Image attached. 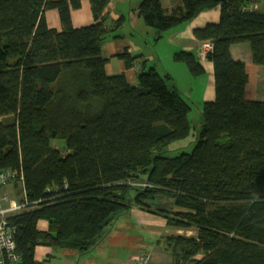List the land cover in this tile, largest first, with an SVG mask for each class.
Here are the masks:
<instances>
[{"label": "trees", "instance_id": "16d2710c", "mask_svg": "<svg viewBox=\"0 0 264 264\" xmlns=\"http://www.w3.org/2000/svg\"><path fill=\"white\" fill-rule=\"evenodd\" d=\"M89 1L94 21L74 27L72 11L82 0H0V171L23 174L22 188L20 178L9 185L14 198L27 200L8 217L20 259L2 264H46L35 258L40 244L89 252L133 207L195 231L159 239L173 264H264V99L256 98L264 11L249 6L258 0L140 4L138 14L158 37L220 7L218 22L194 29L213 43L205 59L214 65L216 92L203 103L199 126L177 83H168L171 75L141 69L131 84L125 73H107L110 0ZM52 9L61 30L48 24ZM241 42H249L252 63L233 58L231 46ZM117 56L128 68L138 57L127 50ZM197 56L179 51L175 58L201 75ZM194 127L193 149L182 145L168 156ZM159 196L180 210L162 207ZM41 219L48 231L38 228Z\"/></svg>", "mask_w": 264, "mask_h": 264}, {"label": "crops", "instance_id": "0c3cea01", "mask_svg": "<svg viewBox=\"0 0 264 264\" xmlns=\"http://www.w3.org/2000/svg\"><path fill=\"white\" fill-rule=\"evenodd\" d=\"M122 1L127 0H110V4H116ZM161 2L165 8L172 9L175 5L180 3V0H161ZM116 6V12L119 14L125 12L126 9L124 7L123 9L119 5ZM249 6L264 11V0L250 3ZM220 15L221 10L219 6L203 11L196 18L184 21L183 23L181 22L179 27L167 30L161 37H158L159 33L157 29L153 30L148 28V32L151 33L149 36H154V39L149 40L148 48L143 45V40L142 49L139 46L134 47L131 37L127 35L122 37L124 32H120V34L117 35L120 36L119 38L121 39L108 38L103 45V54L108 59V62L106 63L107 73L109 75L125 73L128 81L131 84H136L139 71L141 69H147L152 64V67H155L161 75L164 76L165 74H169L172 76V79H169L168 83L171 84L173 80L176 82L179 76L178 72L183 74L185 71L184 69L187 68L186 66V68L182 66V64L185 65L184 62L176 60V53L179 51H188L195 53L197 56L202 41L195 36L194 29L202 28L208 23L218 22L220 20ZM71 16L74 27H82L91 24L94 21V18L90 1L82 0V7L73 10ZM46 18L50 27L61 30L62 24L57 10L52 9L46 11ZM139 19L144 21L140 15ZM136 24L140 25L141 20H137L133 27H137ZM122 26L120 28H122ZM144 29L145 26L142 24V30L144 31ZM117 32H119V30ZM165 41H167L168 44H166ZM247 44L249 43L241 42L235 43L231 46V53L234 59L246 63L253 62L251 46L249 44V47ZM152 45L153 47H151ZM126 50L134 57L138 56L134 65L130 68L126 66L124 60L117 56V54ZM135 52L137 53L135 54ZM173 52L174 56L172 57L170 54H173ZM166 59H168L167 63L165 61ZM200 61L205 68L204 73L207 75L206 86L204 87L202 97L204 102L211 101L214 100L216 96L214 65L208 59H200ZM204 73L202 74L204 75ZM262 75H264V65L258 67L257 90ZM186 78L189 79V76ZM1 119L2 118L0 117V122L3 121ZM53 146L58 148L57 145L53 144ZM9 186H12L11 188L14 190L13 185ZM22 187L23 185L20 182L19 188ZM13 194H15V190ZM10 196L12 197L13 195ZM161 199L165 200L167 198ZM170 202H172V200ZM116 224L113 230H109L112 225L108 227V232H106L102 241L89 252L81 253L74 249L58 248L48 244H40L36 246L35 258L38 261L46 259V264H135V256L139 251L132 253L133 251H131L127 244L130 242L142 241V248L147 250L150 254V264H173L172 255L162 248L159 239L170 234L184 233L185 230L172 228L167 224V219L165 217L138 207H133L130 212L120 217V227L116 228ZM137 226L141 228L146 226L149 236L142 237V232L139 235L132 234ZM38 228L42 231H48L50 229L48 220H39Z\"/></svg>", "mask_w": 264, "mask_h": 264}, {"label": "rangeland", "instance_id": "374dc122", "mask_svg": "<svg viewBox=\"0 0 264 264\" xmlns=\"http://www.w3.org/2000/svg\"><path fill=\"white\" fill-rule=\"evenodd\" d=\"M142 1L143 0H127V1H122V2L116 3V4L115 3L109 4L108 9H107L109 12V15H110L109 25L113 30H115V31H111V35L109 36V39L119 38L120 36H117V35H119L120 32H124L122 37L125 35L131 37L133 40L132 44L134 45V47L139 46L142 49V40H143L144 41L143 45L147 46V48H148L149 40L154 39L153 35L149 36L151 33L148 32V28H151L153 30H156V28H153L152 26L149 27V25H147L142 19H139L138 10H139V6H140ZM116 5H119L122 8L124 7L126 9L125 12H121V14L116 12L115 11V9L117 7ZM120 16H124L125 20L121 23V25H117L116 23H117L118 19L120 18ZM137 20H141V24L140 25L136 24L137 27H133L135 25V23L137 22ZM142 24H143V26H145L144 31L142 30ZM180 25H181V23L178 24L177 26H175L174 28L179 27ZM121 26H122V28H120ZM118 30H119V32H117ZM119 39H121V38H119ZM165 42H166V44H168L167 41H165ZM247 43H249V42H247ZM247 46H249V44H247ZM151 47H153V45ZM136 53L137 52H135V54ZM171 55L173 57L174 52H173V54H170V56ZM165 61L167 63L168 59H166ZM182 66H184V68L187 67L186 64L185 65L182 64ZM151 67H152V64L147 68V70ZM187 68L184 69L185 71L183 72V74L181 72H178L179 76H178L176 82H177V86H178L180 92L182 93V95L184 96V98L186 100H188L192 105V111L190 113V119H191L192 126H195V125L199 126V125H201V122H202V119L200 116L201 110L203 108V102H204V99L202 96H203L204 87L206 86L207 75H206V73H204V75L201 74V75H195L194 76L190 71H187V70H189ZM184 75L189 76V79L186 78L187 76H184ZM260 80L261 81H260L259 88L257 90L256 98L263 100L264 99V75L261 76ZM4 119H5V117H2L1 120H4ZM196 137H197V128L194 127V128H192L191 135L186 140H178V141L173 142L171 144V146L169 147L168 151L166 152V154L168 156H174V155L179 154L182 151L181 147H179V146H182V145H184L183 146V147H185L184 149H186L187 151H191L195 145ZM53 144L57 145L59 149H64L65 141L63 139H54V140H52V145ZM11 187L12 186H7V187L3 188V190L8 195H13L12 197H15L13 194L14 190ZM20 193L22 194V191ZM159 197H160V199L164 198L163 196H159ZM161 201H163L160 204L162 207L164 206V207H166L172 211L180 210L179 208H174L172 203L170 202L171 200L168 198L165 200L161 199ZM119 219H117L112 224V226L109 228V230H113L115 228V224L117 221L118 222L116 224V228L120 227ZM141 232H142V237L143 236H145V237L149 236V233H148L146 226L143 228L137 226L133 230L132 234L139 235ZM183 234L191 235V234H195V231L185 230ZM127 245L130 247L131 251H133L132 253L137 252V251H141V250H145L142 248V241L141 242H132V243L130 242ZM166 252H168V251L166 250Z\"/></svg>", "mask_w": 264, "mask_h": 264}, {"label": "built area", "instance_id": "2783aa9c", "mask_svg": "<svg viewBox=\"0 0 264 264\" xmlns=\"http://www.w3.org/2000/svg\"><path fill=\"white\" fill-rule=\"evenodd\" d=\"M213 49L211 40H205L198 49V55L205 59L207 54ZM23 180V174L18 170L5 169L0 171V264L5 260L17 262L20 259L16 253L15 227L10 225L8 217L16 214L25 208L27 201L19 202L8 195L3 188L11 182ZM135 264H150V254L146 250L139 251L135 256Z\"/></svg>", "mask_w": 264, "mask_h": 264}, {"label": "bare ground", "instance_id": "6f19581e", "mask_svg": "<svg viewBox=\"0 0 264 264\" xmlns=\"http://www.w3.org/2000/svg\"><path fill=\"white\" fill-rule=\"evenodd\" d=\"M15 199H16V198H15ZM17 200H18V199H17ZM25 201H27V200H25V198H24V202H25ZM20 202H21V201H20Z\"/></svg>", "mask_w": 264, "mask_h": 264}, {"label": "clouds", "instance_id": "9594fccd", "mask_svg": "<svg viewBox=\"0 0 264 264\" xmlns=\"http://www.w3.org/2000/svg\"><path fill=\"white\" fill-rule=\"evenodd\" d=\"M203 42V41H202ZM202 42H201V44H202ZM199 56V55H198ZM200 58V57H199ZM147 251V250H146Z\"/></svg>", "mask_w": 264, "mask_h": 264}]
</instances>
